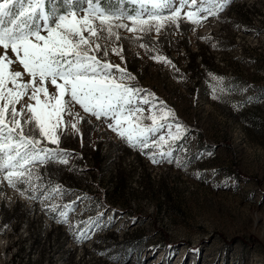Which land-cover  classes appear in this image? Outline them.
I'll return each mask as SVG.
<instances>
[{
    "label": "rangeland",
    "instance_id": "obj_1",
    "mask_svg": "<svg viewBox=\"0 0 264 264\" xmlns=\"http://www.w3.org/2000/svg\"><path fill=\"white\" fill-rule=\"evenodd\" d=\"M122 6L134 8L128 0ZM119 33V41L101 34L98 42L110 63L135 77L124 83L145 90L133 101L144 109L145 126L160 114L159 101L174 111L167 123L178 118L187 130L172 145L184 166L152 163L149 151L160 149L130 147L109 121L75 105L84 117L79 133L69 128L58 133V145H41L67 153L47 161L58 181L42 179L37 163L36 193L0 184V264H264V0H232L199 26L181 20L139 40ZM168 132L166 126L150 135L158 140ZM56 186L52 199L39 196ZM50 204L61 207L47 211ZM63 205L74 208L68 224L58 222ZM80 230L90 238L78 242Z\"/></svg>",
    "mask_w": 264,
    "mask_h": 264
},
{
    "label": "snow or ice",
    "instance_id": "obj_2",
    "mask_svg": "<svg viewBox=\"0 0 264 264\" xmlns=\"http://www.w3.org/2000/svg\"><path fill=\"white\" fill-rule=\"evenodd\" d=\"M125 2L108 0L102 7L104 0H0V184L6 183L21 195L29 189L33 193L39 190L40 186L33 184L39 177H33L31 166L67 155L41 145L44 141L58 145L60 134L69 128L79 133L77 123L84 117L73 111L75 105L95 119L109 121L107 127L130 147L141 151L160 149L149 151L152 163L167 160L184 166L173 156L172 145L184 139L187 130L178 118L175 125L167 123L168 117L175 118L174 111L159 101L160 114L153 113L151 124L145 126L144 109L133 102L145 90L124 83L135 77L120 65L110 63L109 49L98 41L101 34L108 40L119 41L120 29L139 40L153 32L159 35L167 26L179 27L181 20L199 26L208 16L223 11L232 0H128L134 5L131 12L122 6ZM185 8L190 10L184 11ZM139 46L146 48L143 43ZM111 51L119 55L123 49ZM153 59L169 62L166 57ZM14 64L22 66V71L13 70ZM114 69L118 76L113 74ZM50 86L55 91L50 93ZM148 96L154 98L155 94ZM141 99L144 104L151 103L147 97ZM152 106L155 108L156 104ZM64 116L71 119L65 122ZM25 125L29 126L28 134ZM166 126L167 137H151ZM165 145L168 147L163 151ZM59 162L67 164L68 160ZM18 185L28 187L21 189ZM60 190L56 186L52 192L40 191L39 196L50 200ZM27 198L38 197L34 194ZM58 207L61 206L50 204L46 210L55 212ZM62 207L67 210L59 211L58 222L68 224V213L74 208ZM88 231H79L78 242L90 238Z\"/></svg>",
    "mask_w": 264,
    "mask_h": 264
},
{
    "label": "trees",
    "instance_id": "obj_3",
    "mask_svg": "<svg viewBox=\"0 0 264 264\" xmlns=\"http://www.w3.org/2000/svg\"><path fill=\"white\" fill-rule=\"evenodd\" d=\"M166 55H167V53H166ZM193 60H194V58L192 57L191 58V61H193ZM187 64H189V59H188V63ZM196 67L197 66H195V68ZM98 154H99V151L97 152V156H98ZM96 161H97V163H99V157L96 159ZM51 166H52V162H45V163H43L42 166L40 167V170H39L40 173H39V175L41 176L42 179L43 178H50V179L52 178V181L56 182V181H58L57 180L58 178H57V176H55L56 175L55 172H53L51 170Z\"/></svg>",
    "mask_w": 264,
    "mask_h": 264
}]
</instances>
